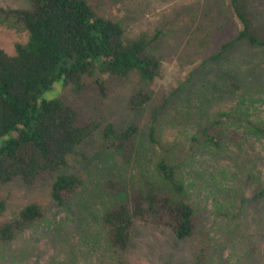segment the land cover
Here are the masks:
<instances>
[{"label":"rangeland","instance_id":"1","mask_svg":"<svg viewBox=\"0 0 264 264\" xmlns=\"http://www.w3.org/2000/svg\"><path fill=\"white\" fill-rule=\"evenodd\" d=\"M85 1L98 15L121 23L126 39L161 32L155 54L162 70L153 83L143 82L136 74L124 80L107 77L101 90L86 78L82 93L59 84L45 95L48 100L63 99L85 120L101 127L112 124L123 129L133 123L140 132L133 147L123 152L104 150L99 134L81 147L66 172L81 175L84 185L64 207L50 200L52 177L34 188L20 181L0 187V202L6 204L0 223L32 204L45 213V221L0 247V264H264V196L256 198L264 193V140L245 142L241 127L254 120L244 113L255 107L264 118V48L252 49L240 42L220 60L209 61L242 30L228 0ZM247 1L264 36V0ZM0 7L19 9L27 4L0 0ZM27 42L25 31L0 28V50L8 55L14 56L16 47ZM215 85L218 93L208 101L207 92ZM137 90L146 92L150 100L132 112L128 100ZM240 99L243 108L238 105ZM156 110L165 132L163 142L183 143L186 153L193 151L195 160H202L193 167L203 179L196 202L202 209L197 230L192 238L179 242L167 230L137 222L128 250L116 252L108 246L100 216L105 207L128 200V190L138 183L143 163L159 152L147 139ZM223 112L237 125L232 123L230 131L237 136L230 141L231 152L215 160L203 159L191 138ZM223 120L229 124L227 118ZM241 144L244 152L239 155ZM214 180L220 181L218 189H207Z\"/></svg>","mask_w":264,"mask_h":264},{"label":"trees","instance_id":"2","mask_svg":"<svg viewBox=\"0 0 264 264\" xmlns=\"http://www.w3.org/2000/svg\"><path fill=\"white\" fill-rule=\"evenodd\" d=\"M23 1L27 8L0 7V28L28 34V42L18 45L14 56L0 50V187L20 181L34 188L39 181L52 177L50 200L55 206L64 207L84 185L81 175L66 172L69 160L80 155L79 149L99 134L104 150L123 152L133 147L140 128L133 123L123 129L112 124L101 127L85 120L63 99L48 100L45 95L59 84L82 93L86 78L94 80L101 90L107 77L124 80L136 74L143 82L153 83L162 70L155 54L161 32L126 39L121 23L98 15L85 0ZM228 8L242 30L209 61L220 60L240 42L252 49L264 48L263 33L255 25L248 1L228 0ZM212 88L211 93L207 92L208 101L218 93L216 85ZM149 100L146 92L137 90L129 97L128 108L139 111ZM238 105L243 108L245 103L240 99ZM256 109L244 113L246 118L254 119L241 123L245 142L264 140V118ZM159 114L160 110L154 112L147 130L148 143L159 152L144 161L138 183L128 190V200L105 207L100 216L107 230L108 246L116 252L128 250L137 222L167 230L179 242L192 238L197 230L202 209L196 202L200 200L203 179L193 167L202 160H195L193 151L186 153L183 143L163 142L165 132ZM232 123L237 127L223 112L187 142L198 146L201 158L215 160L231 152L230 141L237 137L230 134ZM242 146L238 148L239 155L244 152ZM136 156L139 163V154ZM220 174L223 178L226 170ZM213 182L207 189H218L220 181ZM263 196L261 192L256 198ZM5 211L6 204L1 201L0 218ZM43 221L45 213L39 205L24 207L0 223V247Z\"/></svg>","mask_w":264,"mask_h":264}]
</instances>
